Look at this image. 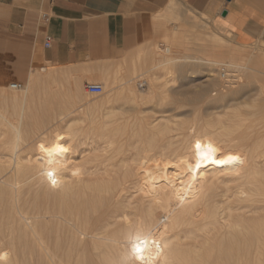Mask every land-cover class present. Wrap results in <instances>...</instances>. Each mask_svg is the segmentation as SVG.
Wrapping results in <instances>:
<instances>
[{
    "label": "bare ground",
    "instance_id": "6f19581e",
    "mask_svg": "<svg viewBox=\"0 0 264 264\" xmlns=\"http://www.w3.org/2000/svg\"><path fill=\"white\" fill-rule=\"evenodd\" d=\"M142 53L139 49L114 68L116 74L125 62L127 71V75L122 72L127 80L116 97L112 95L115 101L125 95L138 102L139 92L130 84L138 78ZM257 57L255 62L263 68L264 55ZM109 69L103 74L109 76ZM109 100L88 105L100 110ZM70 109L54 123L64 122L66 131L57 126L37 130L32 152L25 149L24 156L15 148L0 153V264H264V109L245 113V119L243 114L235 115L234 125L220 118L222 122L195 120L192 131L163 145H156L155 139L173 130L172 124L167 126L170 120L162 118L165 123L157 125L141 117L136 122L155 144L135 149L136 154L122 161L118 170L101 172L103 176L100 169L97 175L89 168L97 165L100 156L79 157L88 136L74 129L83 123L81 117L66 120L76 112ZM95 119L88 122L91 130L120 121L111 113ZM118 126L113 136L119 133ZM20 134L14 130V137ZM104 138L106 151L122 149V145L114 147L111 137ZM197 142L215 149L213 159H235L223 165L202 162L197 169ZM137 245L142 248L139 254Z\"/></svg>",
    "mask_w": 264,
    "mask_h": 264
},
{
    "label": "rangeland",
    "instance_id": "374dc122",
    "mask_svg": "<svg viewBox=\"0 0 264 264\" xmlns=\"http://www.w3.org/2000/svg\"><path fill=\"white\" fill-rule=\"evenodd\" d=\"M170 23V29L164 33V38L160 37L151 46L142 49L143 58L140 57L137 62L138 70L136 74L138 78L130 84L133 85L136 92H139L136 93V96L140 95L136 104L128 101L125 95L120 96L122 99L117 96V98H120L118 101L117 98L115 101L112 97V95L116 97L115 93L119 92V88L123 86L121 84L127 80L125 78L127 77L125 62L121 64V69L125 72L120 70L114 74L113 70L116 65L122 63L121 61L124 58H130L131 56L123 57L120 61L109 65L107 69L112 66L111 70H108L109 76L100 72V76L94 79L88 77L89 72L85 70L81 72L80 68L78 73L77 68L74 66L48 65L45 68L47 71H35L32 75L34 79H31L25 85L26 87L22 86L19 89L20 91L12 90L9 87L0 88V153H7L4 150L5 148H15L20 150L21 155L24 156L26 152L23 151L25 149L26 151L33 149L35 144L33 142L38 140L37 137L40 131L53 130L57 127L58 130L66 131L64 122L59 123L58 126L54 123L60 116L68 113L71 107L70 110L76 109V112L68 116L66 120L81 117L83 123L76 124L74 129L82 131L83 137L88 136V143L86 140L81 150L79 149V153L82 154L79 157L84 155L83 157L86 158L93 154L100 156L97 165H94L95 167H93V164L88 167L96 173L99 169L100 173H105L107 170L108 172L118 170L122 165V161L128 160L136 154L135 149L147 148L150 144H155L150 143V135L144 133L141 128L142 125H138L140 122H136L141 117L146 118L150 124L156 123L157 125L164 124V119L170 120L167 126L169 127L172 124V128L169 127L173 129L170 130L171 133L166 132L158 135V138L155 139L156 145H163L170 138H179L188 130L189 132L192 131L193 128L190 126L193 124L192 127H194L193 121L195 120H197L196 123H203L210 120L216 121L215 119H225L223 120L224 124V121L227 120L226 125H234L237 122L236 119H238L236 118L237 115L242 118L246 113L248 116V113H252V110L255 112L257 108L262 112L261 110L264 109V75L260 71H264V67L260 68L255 62L258 55H264V44L262 42L259 41L250 46H239L229 37L214 33L201 16L189 10L184 12L182 16L172 19ZM213 61L216 63H213ZM232 62L239 66L234 67ZM223 68L230 75L228 84L226 83L227 79L220 76V70ZM53 71L59 74L54 76L51 74ZM122 72L126 75H123ZM86 83L101 84L104 88L103 93L100 95L87 94L84 89ZM140 84H144V86L140 87ZM104 98L110 99L107 104L111 103L110 106L106 107L107 105H104V108L103 106L99 107L100 110H97L94 106L95 109L89 106L98 100H104ZM112 100H114L113 103ZM88 106L92 109H89ZM260 107H263V109ZM234 110L237 112L239 110V112L237 113ZM80 112L82 113L80 114ZM227 112L232 113L231 116L229 114V118L226 116ZM108 113L119 118V123H112L106 129L95 127L94 130H91L89 128L91 120L95 118L96 121L97 118L100 120ZM136 117L139 118L136 120ZM245 118L246 115L242 119ZM118 124L120 131L116 136H113L112 131ZM245 126L240 128L241 131L244 130ZM257 127L260 128L261 126ZM16 129L21 133L19 138L13 135ZM107 136L115 141V148L122 145L119 152L106 151L109 150L106 148V138H104ZM93 149H97L96 152ZM84 151L85 153H83ZM105 157H108V159L106 160ZM94 168H98V170ZM102 174H99V176ZM220 187L223 188V186ZM222 188H220V191H225V187Z\"/></svg>",
    "mask_w": 264,
    "mask_h": 264
},
{
    "label": "crops",
    "instance_id": "0c3cea01",
    "mask_svg": "<svg viewBox=\"0 0 264 264\" xmlns=\"http://www.w3.org/2000/svg\"><path fill=\"white\" fill-rule=\"evenodd\" d=\"M188 10L239 46L264 43V0H0V88L25 86L48 65L98 78Z\"/></svg>",
    "mask_w": 264,
    "mask_h": 264
},
{
    "label": "snow or ice",
    "instance_id": "6c2138e0",
    "mask_svg": "<svg viewBox=\"0 0 264 264\" xmlns=\"http://www.w3.org/2000/svg\"><path fill=\"white\" fill-rule=\"evenodd\" d=\"M196 149V155H197V163H196V168L200 169L202 162H208L211 161L212 163H217V164H226L229 163L230 161L234 160L235 157L229 156L227 160H216L213 159L212 154L214 153L215 149L211 145H202L201 143L197 142L195 145ZM61 152L67 151L66 149L61 148ZM52 173H49V176H51ZM55 183V181H53ZM135 251L137 254L142 252V248L137 245L135 248Z\"/></svg>",
    "mask_w": 264,
    "mask_h": 264
},
{
    "label": "built area",
    "instance_id": "2783aa9c",
    "mask_svg": "<svg viewBox=\"0 0 264 264\" xmlns=\"http://www.w3.org/2000/svg\"><path fill=\"white\" fill-rule=\"evenodd\" d=\"M46 46L47 47L49 46V42H46ZM220 73H221L222 78L227 79V80L230 79L229 73L224 68L220 70ZM143 86L144 84H140V87H143ZM10 88L16 90L20 88V85L12 83L10 84ZM84 89L87 94H93V95H100L103 92V87L101 84L87 83L85 84Z\"/></svg>",
    "mask_w": 264,
    "mask_h": 264
}]
</instances>
